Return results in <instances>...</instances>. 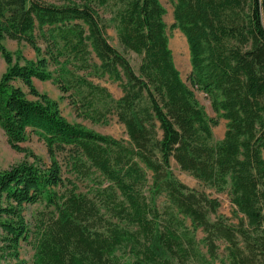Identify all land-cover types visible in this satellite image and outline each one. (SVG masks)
<instances>
[{
  "label": "trees",
  "instance_id": "obj_1",
  "mask_svg": "<svg viewBox=\"0 0 264 264\" xmlns=\"http://www.w3.org/2000/svg\"><path fill=\"white\" fill-rule=\"evenodd\" d=\"M165 14L160 0H0V41L24 42L37 56L18 53L14 62L0 44V128L13 150L34 158L0 171V264H27L22 243L34 250L32 264H214L220 244L221 264H264V0L173 2L171 29L187 43L189 83L226 121L219 141L218 119L174 65ZM79 72L118 82L121 96ZM34 81L56 83L82 119L108 124L115 115L128 140L70 123ZM27 129L43 140L47 163L20 146ZM60 153L90 193L63 177ZM172 160L227 192L237 222L218 215L216 198L181 182ZM36 203L45 210L31 229L23 212Z\"/></svg>",
  "mask_w": 264,
  "mask_h": 264
},
{
  "label": "rangeland",
  "instance_id": "obj_2",
  "mask_svg": "<svg viewBox=\"0 0 264 264\" xmlns=\"http://www.w3.org/2000/svg\"><path fill=\"white\" fill-rule=\"evenodd\" d=\"M160 2L166 11V14L164 16V21L167 26L166 34L169 38V48L172 52L174 65L179 71L182 81L193 90L196 99L198 100L199 104L203 107L206 115L209 118L218 119V125L212 127V133H213L214 141H219L223 138L226 121L221 118H218L217 115L214 113L211 107V101L209 97L190 85L188 77L191 71V66H190V57H189L186 40L179 30L171 29V25L174 23L172 16L174 0H160ZM103 17L105 18V21L108 24V28L106 32L109 43L116 49L120 50V47L116 40L115 31L111 23L109 22V15L103 14ZM37 42L39 47H41L42 49L45 47L42 40L38 39ZM0 44L7 51L14 54L13 56L14 62L16 60V54L18 53L21 54V56L27 60L35 61L37 59L36 53L33 51V49L24 42L18 43L14 40L4 39L3 41H0ZM127 57L130 60L133 68L137 69L139 65V58L134 54H129ZM94 61L97 60L94 59ZM6 69H7V65L0 54V77L6 71ZM52 70L53 68L51 67V71ZM77 74L86 77L93 84L106 87L115 99H118L122 94L121 89L119 87V83L110 80L107 76L97 77L89 72H79ZM34 85L39 93L46 94L49 98L55 100L58 103L61 114L70 123L79 124L87 129L93 130L94 132H97L102 135L111 136L113 138L122 139L125 141L128 140L124 126L120 122H118L115 115L109 116L108 124H94L89 120H85L78 117V115L76 114V110L73 107L70 98L68 97V94H63L62 92H60L58 85L53 81H47V82L34 81ZM23 90L25 93H27L26 88L23 87ZM27 97L28 99L33 100L32 96L27 95ZM20 146L23 149H25L27 152L33 154L35 157L40 158L43 162L45 163L48 162L47 150L43 140H41L39 136H37L35 132L32 131L31 129H27L26 140L23 143H21ZM58 158L63 167L62 168L63 177L75 181V183L78 186L79 192L90 193L89 191L92 184L86 180H78L68 170V167L66 166L67 163L66 154L60 153L58 154ZM33 161L34 158L29 156L28 154L13 150L9 146L3 130L0 128V171L7 169L14 164H18L21 162L33 163ZM171 169L174 175L191 189L197 190L199 192H204L210 197L216 198L220 203V207L218 209V215L224 216L230 222H235V223L237 222V219L235 218V214H234V207L231 204L230 197L227 194V192L217 193L215 190L205 186L204 184L196 180L188 173L182 171L173 160L171 161ZM147 179H148V183H147V187L144 189V194L147 196L148 199H150V187L152 182L150 172H147ZM155 203L158 206V208L161 209L163 205L166 204V198L159 197L156 199ZM44 210L45 207L41 203L25 206L23 214L31 229H33L34 223L36 222V219L38 218L40 212ZM185 223L190 229L192 228L191 223L188 219H185ZM195 235H196V239L201 242L204 236L202 230L197 229L195 231ZM33 256H34V250L32 249V246L27 243H22L20 247L21 259L24 260L27 264H32L34 260ZM218 256L219 259L216 260L214 264H221L220 260L225 259L224 244H220Z\"/></svg>",
  "mask_w": 264,
  "mask_h": 264
},
{
  "label": "bare ground",
  "instance_id": "obj_3",
  "mask_svg": "<svg viewBox=\"0 0 264 264\" xmlns=\"http://www.w3.org/2000/svg\"><path fill=\"white\" fill-rule=\"evenodd\" d=\"M179 37H180V36H179ZM176 39H177V38H176ZM178 40H179V39H178ZM175 41H176V40H175ZM175 41H174V42H175ZM178 45H179V44H178ZM178 50H179V49H178ZM181 51H182V50H181ZM179 55H180V54H179ZM180 56H181V55H180Z\"/></svg>",
  "mask_w": 264,
  "mask_h": 264
}]
</instances>
